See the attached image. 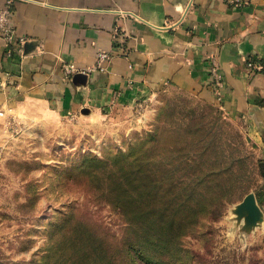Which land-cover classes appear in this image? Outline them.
<instances>
[{
    "label": "rangeland",
    "instance_id": "obj_1",
    "mask_svg": "<svg viewBox=\"0 0 264 264\" xmlns=\"http://www.w3.org/2000/svg\"><path fill=\"white\" fill-rule=\"evenodd\" d=\"M9 131L0 264H264V146L218 105L166 90ZM216 199L224 206L211 220ZM139 207L203 228L153 230L145 244Z\"/></svg>",
    "mask_w": 264,
    "mask_h": 264
},
{
    "label": "crops",
    "instance_id": "obj_2",
    "mask_svg": "<svg viewBox=\"0 0 264 264\" xmlns=\"http://www.w3.org/2000/svg\"><path fill=\"white\" fill-rule=\"evenodd\" d=\"M9 1L28 42L21 55L0 38V154L14 122L102 112L166 90L218 105L264 146V0H0V12ZM102 51L113 56L105 71L65 77V63L85 70ZM211 57L225 78L221 104Z\"/></svg>",
    "mask_w": 264,
    "mask_h": 264
},
{
    "label": "built area",
    "instance_id": "obj_3",
    "mask_svg": "<svg viewBox=\"0 0 264 264\" xmlns=\"http://www.w3.org/2000/svg\"><path fill=\"white\" fill-rule=\"evenodd\" d=\"M229 2L233 3L235 0H229ZM12 1H9V5L0 12V38L3 39L8 46H13L15 43L18 46V50L23 55L24 47L27 45V38L24 36H18L15 27L12 23L13 10L11 8ZM113 56L108 52H99L96 58V64L85 70L78 69L73 64L65 63L63 65V72L67 79H70L76 73L82 74H90L94 71H105L107 66L112 61ZM209 64V72L212 77V91L214 94V99L217 104L222 103L223 99V88L225 85V78L223 73L221 72L219 62L216 57H211L208 61ZM248 67L250 70H255L258 67L255 62L249 61ZM10 78L6 76V78L1 82L2 86L7 83V80Z\"/></svg>",
    "mask_w": 264,
    "mask_h": 264
},
{
    "label": "trees",
    "instance_id": "obj_4",
    "mask_svg": "<svg viewBox=\"0 0 264 264\" xmlns=\"http://www.w3.org/2000/svg\"><path fill=\"white\" fill-rule=\"evenodd\" d=\"M166 170V169H165ZM170 170H167V172H169ZM143 192L144 194L148 195L151 193V190L148 187L143 188L142 190H140L139 192V196L141 197H145L143 196ZM229 192V190H225V193ZM145 199L150 200L151 198L149 197H145ZM224 199H216V204L214 207H211L207 210V217H211V220H214L215 217H217L219 215V212L221 211V208H223L224 206ZM189 205V204H188ZM185 206L186 208H190V206ZM139 212L136 214V217H140L143 219L144 223H145V227L143 229V233H144V240H142V242L144 241L145 244L148 243H154L153 239L151 238V232L153 230H167L168 228H170L171 226H175L176 228H184L182 230H180L177 233H181L183 231H191V232H195V230H201L203 228V224L202 222H192L191 224L189 222H187V224L189 226H183V223H180L179 221L176 222V224H169L168 222H166V220L163 218V213L164 212H160V208L159 210H155V212L153 210H151L150 208H143V207H139ZM194 226V228H193ZM186 227V228H185ZM160 238V237H159ZM160 245L162 248H165V246L167 245V238L163 239L160 238ZM107 261L106 264H113L111 255L107 256Z\"/></svg>",
    "mask_w": 264,
    "mask_h": 264
},
{
    "label": "water",
    "instance_id": "obj_5",
    "mask_svg": "<svg viewBox=\"0 0 264 264\" xmlns=\"http://www.w3.org/2000/svg\"><path fill=\"white\" fill-rule=\"evenodd\" d=\"M247 206L250 209H255V202L253 201V197L249 196L248 200H247Z\"/></svg>",
    "mask_w": 264,
    "mask_h": 264
}]
</instances>
